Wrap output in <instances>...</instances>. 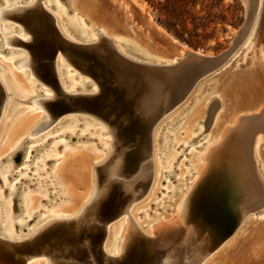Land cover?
I'll list each match as a JSON object with an SVG mask.
<instances>
[{
	"label": "bare ground",
	"instance_id": "1",
	"mask_svg": "<svg viewBox=\"0 0 264 264\" xmlns=\"http://www.w3.org/2000/svg\"><path fill=\"white\" fill-rule=\"evenodd\" d=\"M7 1L14 2L7 3L6 5L5 1L3 4L0 0V43H3V52L8 54L12 49H18L13 50V52L17 53L16 51H18L19 54L24 55L23 59H18V62L20 60L18 67L20 69H27L30 77L35 79L39 85L50 90L49 95H43L41 92L38 97H33L32 100L33 105L44 111L47 117L46 120H40L34 127H31L35 121V117L32 116L23 118V120L17 119L8 125L9 135L12 137L8 140L5 148H3V152H7V154L1 162L4 163L6 159L10 163L9 169L12 174L8 177V181L20 177L19 183H15L11 191L12 193L15 192L13 201L19 199L23 191V189L16 190L15 188L21 182H27L26 178L21 177L24 168H21L18 172H14L15 168L19 165L18 163L21 162L23 157L26 159V164L31 163L34 152L41 150L44 146H33L28 150L29 143L33 141L32 137L53 124H61L60 122L67 115L83 116L85 117L83 120L87 122L100 124L105 129L101 134L103 136H110L106 157L97 163V165H94L93 168L89 165L90 155L101 156V153L96 150H90L88 152L86 149L77 152L78 156L76 159H80V163L86 169L85 171L82 170L83 172L80 170L81 172H79L77 177H74L72 172L68 170L69 164L72 162L73 154L69 150L67 153L65 151L68 155L65 158L67 161L63 158V162L57 164L54 176L57 183L62 187L61 190L65 195V200L68 202L60 207L59 213L46 216L35 225L31 226L32 221L24 223L23 225L15 224V228H17V237L15 239H7L0 236V240L2 239L10 243H30L36 240H44L45 235L48 234L51 228L58 226L57 223L63 221H73L82 227L84 229L83 231H86L95 218V215L90 214V210L95 206L102 207L101 203L103 201L110 202L119 196L121 197L122 194L119 195L118 193L119 189L123 190V195H128L129 202H131L130 206L135 201L137 202L151 187L156 168L155 160H153L157 141L156 131L161 123L160 121L173 110L180 108L187 101L188 97L194 93L197 84L204 76L234 57L238 51H241V48L251 44L263 3V0H242L247 8V19L244 23V28L240 29L238 38L234 40V49L225 54L223 61L221 60L222 62H198L189 55L188 52L192 51L183 46L178 49L179 56L176 58L173 57L169 62L152 63L145 62L136 57L143 56L144 58H148L152 56L149 53L151 51L150 48L153 46L139 37L130 25H118L119 23L117 24L110 19L108 20V17L107 19L101 18V14L98 16L91 0H71L72 5L81 14L88 16L91 20L92 27L88 32H80L77 27H71L66 21L64 22L62 17L65 14L61 7H57L56 15L60 16L64 24L63 28L65 27V30L69 34L78 32L77 35L87 38V40L82 41L71 39L62 30L63 28L60 27L59 18L45 8L46 6L42 3L44 0ZM55 2L58 4V0H55ZM139 6L144 10V5L139 4ZM41 20L45 22L52 20L54 29L58 33V38L70 45L82 46L85 50H93L96 53L105 54L109 50L103 42H105V39H108L122 57L141 63L151 70L154 69L156 74L162 76L164 79L172 77L178 78L180 75L186 73L185 79L181 78L180 84L183 83V87L187 91L183 90L177 96L170 95L169 92L164 93L166 96L164 113L152 124L142 145L135 152H132L133 154L125 146L117 150L119 144L116 134L117 130L108 121H103L95 115L85 112L79 114H61L59 116L51 113L49 106L53 105L58 99H66L73 106L84 109L86 107L83 103L91 102L93 97L99 93V89L92 79L78 72L73 66V63L65 55L58 56L57 58V75L60 84L58 91L39 76L35 68L36 55L34 46L31 45H35L37 42V31L40 27V22L43 23ZM4 21L14 23L16 27L10 29L11 32L9 31L7 33L3 26ZM98 24L105 30L99 31L97 28ZM114 29L119 30L118 33L125 36L126 39L133 41L125 45V50L116 45L115 40L111 37L110 34L115 31ZM94 35H97L98 39H94ZM25 36L27 38H23ZM259 57L264 66V53L260 52ZM2 77L4 78V76ZM75 81L80 82L79 86H82V88L76 87L73 83L71 91H67L64 82L67 84ZM8 83L11 84L9 85L13 88V91L17 90V93L15 92L16 97L20 101L23 97L18 91V83L14 80H9ZM221 87L223 89L222 92L226 96L236 93L232 84L217 86L214 94H211L205 101L198 103L193 109L190 119L191 123L194 124L193 127L197 126L204 119L207 107L210 102L216 100V93ZM244 95L245 93L242 92L236 98V104L239 106L242 105L241 109L233 112H224L222 109L224 106L222 104L221 110L219 109V112L216 113L213 128H211V139L201 153H194L193 155V161H200L199 167L197 168V175L180 196L176 206V214L172 220L157 226L152 234H148L135 221L131 212H129V208H124L122 216L127 215L128 219L125 220L126 224L122 229L115 230L114 239L111 244L112 251H107L106 246L110 235L109 232L103 245L106 256L112 258L115 264L123 263L125 258L130 256V251H133L130 246L137 237L148 240L159 239L158 241L163 247V252H161L162 258L159 264H201L220 247L221 243L231 237L234 231H236V228L241 225L248 215L264 208V184L259 178L261 176L257 173V161L255 162V156L259 154L260 146L264 143V95L247 94L245 99ZM6 103L7 91L5 82L0 78V124ZM215 108L217 110V106ZM27 132L28 139L22 147L21 144H18L19 146L17 145L8 153L16 140L23 137ZM64 136L68 135L65 134ZM193 139L190 134H187L183 140L187 147H190L189 143ZM71 142L72 139L69 144ZM178 143L179 140H177L176 146ZM59 148L57 147V150ZM159 165L161 166L162 163ZM101 169L105 171L103 184H100L98 176V171ZM90 181L93 183L91 188ZM86 190L88 191L86 202L80 205V201L85 198L82 193ZM223 192L227 193L224 198L230 201L229 209L222 202L213 200L214 195ZM2 201L0 197V205ZM74 206L76 210L73 213L69 212ZM4 209L5 206L2 211ZM14 210H19L17 204ZM37 215L38 213H32L33 221L38 219ZM215 219L218 220L216 226L225 234L224 237L215 236L213 227L211 226L212 223H215ZM213 262L214 260L211 263L213 264ZM47 264L54 263L47 259Z\"/></svg>",
	"mask_w": 264,
	"mask_h": 264
},
{
	"label": "rangeland",
	"instance_id": "2",
	"mask_svg": "<svg viewBox=\"0 0 264 264\" xmlns=\"http://www.w3.org/2000/svg\"><path fill=\"white\" fill-rule=\"evenodd\" d=\"M4 1L6 5L14 2L1 0V3L4 4ZM91 1L98 16L101 14V18L107 19L108 17V20L119 23L118 25H130L139 37L153 46L149 53L152 56L148 58L135 56L140 60L152 63L169 62L173 57L179 56L178 49L183 46L203 55L219 56L232 47L237 31L247 19V8L242 0ZM42 3L47 10L55 15L57 7H61L65 14L62 17L64 22L66 21L71 27H77L80 32L90 31L91 20L88 16L81 14L72 5L71 0H58V4L55 0H44ZM138 3L144 5V10ZM56 17L59 18L60 27L63 28L64 24L60 16L56 15ZM3 26L7 33L16 27L14 23L6 21L3 22ZM97 28L99 31L105 30L99 24ZM62 30L73 40H87V38L77 35V31V33L69 34L65 27ZM114 30L116 32L113 31L110 34L111 37L115 40L116 45L125 50V45L133 41L120 35L119 30ZM23 38H27V36ZM93 38L98 39L97 35H94ZM13 50L18 49H12L10 53L5 54L3 43H0V78L5 82L7 91V103L0 124V197L3 200L0 205V236L7 239L17 237L15 224L23 225L32 221L31 226L35 225L46 216L59 213L60 207L68 202L65 200L62 187L54 176L55 167L68 156L66 154L68 150L73 154L68 170L74 177H77L79 172L86 170L80 163V159H76L77 152L83 149L88 152L90 150L100 152L101 156L90 155L89 165L93 168L106 157L110 142V136L101 134L105 131L102 125L87 122L83 120L85 117L79 115L65 116L60 122L61 124H53L32 137L33 141L29 143L28 150L33 146H44L41 150L34 152L31 163L26 164V159L23 157L15 168L14 172L24 168L21 177L26 178L27 182H21L15 188L16 190L23 189V191L19 199L13 201L15 192L11 191L15 183H19L20 177L8 181V177L12 174L9 169L10 163L6 159L4 163L1 162L7 154V152H3V148L12 137L9 135L8 125L17 119L23 120V118L32 116L35 117V121L31 127H34L40 120H46L44 111L33 105L32 100L33 97H38L41 92L43 95L50 94L48 88L39 85L35 79L29 76L30 73L27 69L18 67L20 62L18 59H23L24 55L19 54L18 51L14 53ZM260 52L264 53V0L251 44L241 48V51L237 52L238 55L236 54L226 61L224 66H220L221 68L218 67L220 69L217 68L218 70L215 69L204 76L187 101L180 108L165 116L157 127L155 156H153L156 173L154 172L150 189L129 207V212L135 221L148 234H152L157 226L168 223L175 217L180 196L197 175L200 161H193V155L201 153L211 139L214 117L219 109L221 110L222 104L224 112H233L242 108V105L236 104V98L242 92L245 93L244 99L247 94L264 95V66L259 57ZM9 80L18 83V91L23 97L20 101L16 97L17 90L13 91V88L10 87L11 82L8 83ZM73 83L76 87L82 88L78 81L67 84L64 82L67 91H71ZM230 84L235 88L236 93L226 96L221 87L216 93V100L210 102L207 107L204 119L193 127L194 124L190 119L197 104L214 94L217 86ZM28 132L16 140L8 153L18 144H21L22 147L28 139ZM200 133L202 134L200 135ZM65 134L68 136H64ZM187 134L194 138L189 143L190 147H187L183 140ZM71 139L72 142L69 144ZM177 140L179 143L176 146ZM57 147H60L59 150ZM65 160L67 161V159ZM255 162L257 173L261 176L259 178L264 184V143L260 146L259 154L255 156ZM160 163H162L161 166ZM92 185L93 183L90 181V188ZM82 194L85 198L80 201V205L86 202L88 191L86 190ZM32 202L34 203L32 204ZM16 204L19 206V210H14ZM4 206L5 209L2 211ZM71 209L69 212L72 213L76 210L75 206ZM33 212L38 213V219L34 221ZM127 219L128 216L124 215L112 224L106 243L107 251H112L111 244L115 230L122 229ZM235 234L237 236L234 237ZM213 260V264H264V208L248 215L231 237L221 243L220 247L201 264H212ZM29 264H47V261L44 258H37L30 261Z\"/></svg>",
	"mask_w": 264,
	"mask_h": 264
},
{
	"label": "water",
	"instance_id": "3",
	"mask_svg": "<svg viewBox=\"0 0 264 264\" xmlns=\"http://www.w3.org/2000/svg\"><path fill=\"white\" fill-rule=\"evenodd\" d=\"M52 22H40L37 42L31 45L34 46L35 68L39 76L58 91L60 84L57 58L65 55L78 72L94 81L99 93L91 102L83 103L86 107L84 109L73 106L66 99H58L49 106L51 113L59 116L85 112L108 121L117 130V150L125 146L133 154L132 152L142 145L152 124L164 113V93L169 92L170 95L177 96L179 92L187 91L183 83L180 84L186 73L178 78L164 79L156 74L154 69L122 57L108 39L103 42L109 50L105 54L70 45L58 38ZM242 28L244 24L240 29ZM240 29L234 40L238 38ZM103 44L101 45L104 46ZM233 49L234 41L232 47L219 56H207L195 51L188 53L198 62L219 63L223 61L225 54ZM98 176L100 184H103L105 171L99 170ZM118 193L122 196L110 202L103 201L102 207L95 206L90 210V214L95 215V218L86 231L73 221H63L52 227L44 240L10 243L1 239L0 264H29L37 258H44L46 261L48 259L54 264H115L103 250L104 241L112 229V224L120 219L124 208L128 209L131 203L128 195H123V190L119 189ZM226 194L217 193L213 200L222 202L229 209L230 201L224 198ZM215 220L211 225L215 236L224 237L225 234L216 226L218 220ZM158 240L137 237L130 246L133 251H130V256L121 264H159L163 247Z\"/></svg>",
	"mask_w": 264,
	"mask_h": 264
}]
</instances>
